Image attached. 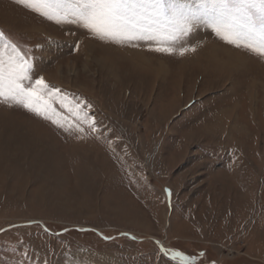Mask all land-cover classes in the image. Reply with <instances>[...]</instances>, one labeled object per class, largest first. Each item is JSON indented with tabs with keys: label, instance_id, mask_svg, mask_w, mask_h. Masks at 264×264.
<instances>
[{
	"label": "rangeland",
	"instance_id": "obj_1",
	"mask_svg": "<svg viewBox=\"0 0 264 264\" xmlns=\"http://www.w3.org/2000/svg\"><path fill=\"white\" fill-rule=\"evenodd\" d=\"M58 14L0 0V31L59 116L91 104L107 131L0 102V264H264V53L203 27L172 54L118 45Z\"/></svg>",
	"mask_w": 264,
	"mask_h": 264
},
{
	"label": "snow or ice",
	"instance_id": "obj_2",
	"mask_svg": "<svg viewBox=\"0 0 264 264\" xmlns=\"http://www.w3.org/2000/svg\"><path fill=\"white\" fill-rule=\"evenodd\" d=\"M20 3L40 11L42 7L57 11L64 6V15L58 19L71 20L101 41L122 45L145 43L153 50L172 54L171 45L182 38L189 40L201 27L210 29L222 41L237 48L259 50L264 53V0H19ZM71 6V7H69ZM47 15L48 13H42ZM0 49L7 50L8 59L0 51V102L27 109L38 117L72 134L75 130L103 135L91 109V104L69 108L76 122L59 116L54 104L66 107L65 97L56 86H50L38 75L34 58L4 31H0ZM195 51V48L192 49ZM188 51L181 46L180 55ZM82 113V114H81ZM59 117V118H53ZM65 121V122H61ZM90 121V123H88ZM171 194V190H168ZM4 229H0V232ZM110 239V237H106ZM187 260L183 253H176ZM173 256V259H175Z\"/></svg>",
	"mask_w": 264,
	"mask_h": 264
},
{
	"label": "bare ground",
	"instance_id": "obj_3",
	"mask_svg": "<svg viewBox=\"0 0 264 264\" xmlns=\"http://www.w3.org/2000/svg\"><path fill=\"white\" fill-rule=\"evenodd\" d=\"M236 59V58H235ZM227 62V61H226ZM231 63V62H230ZM226 64V63H225Z\"/></svg>",
	"mask_w": 264,
	"mask_h": 264
}]
</instances>
